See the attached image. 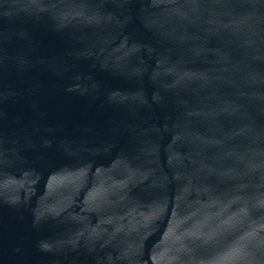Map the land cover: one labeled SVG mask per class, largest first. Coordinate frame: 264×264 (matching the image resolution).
<instances>
[{
	"label": "water",
	"instance_id": "water-1",
	"mask_svg": "<svg viewBox=\"0 0 264 264\" xmlns=\"http://www.w3.org/2000/svg\"><path fill=\"white\" fill-rule=\"evenodd\" d=\"M0 264H264V0H0Z\"/></svg>",
	"mask_w": 264,
	"mask_h": 264
}]
</instances>
